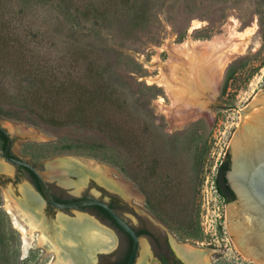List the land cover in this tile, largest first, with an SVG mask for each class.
<instances>
[{
    "label": "rangeland",
    "instance_id": "obj_1",
    "mask_svg": "<svg viewBox=\"0 0 264 264\" xmlns=\"http://www.w3.org/2000/svg\"><path fill=\"white\" fill-rule=\"evenodd\" d=\"M121 2L0 0V102L10 104L5 107H13L12 102L26 103L36 112L66 123L75 109L82 110L79 105L85 101L84 95L92 92L97 97L94 110L116 129L113 139L103 131V123L97 126L93 111L86 108L84 112L89 116L83 128L68 125V120L55 129L37 124L33 118L28 123L0 116L13 136L15 153L36 164L59 194L80 197L88 193L106 200L110 193L121 195L132 208L121 209L124 217L134 226L151 227L167 239L174 254V250L182 253V245H188L207 250L211 264H259L236 250L228 232L227 204L216 189L215 177L244 117L239 110L248 107L264 89V0H136L138 6L146 8V20L140 26H133L132 13ZM85 10L96 13L103 21L98 28L99 37L95 36L97 31L91 36L84 29L77 32L69 23V11L75 15ZM189 40H230L232 44L209 54L208 67L219 65L221 79L217 96L205 93L209 103L204 109L175 106L160 82L166 77L185 83L186 74L172 70H180L183 64L182 57L172 49ZM116 50L128 56H117ZM175 60L180 62L177 69ZM108 61H115L114 73L105 74V78L99 73ZM230 65H235L236 73L223 93ZM24 129L35 130L39 135H28ZM82 138L106 146L116 163L100 159L103 153H61L52 146H39ZM200 156L204 157L202 162ZM62 157L102 164L112 176L131 187L134 197L125 196L119 188H109L102 176L85 172L82 177L87 183L77 193L75 186L65 185L62 180L77 183L79 173L51 168ZM0 159L4 160L1 153ZM117 163L153 196L171 201L175 211L180 212L182 207L190 214L191 208L199 209L201 238L191 237L186 229L151 209L146 196ZM11 167L0 171V209L11 216V221L0 217V264H55L60 251L65 250L57 241L62 237L61 212L56 210L47 216L46 204L38 209L30 206L29 214L39 219L41 227L34 236L29 235L23 222L4 208L6 193L21 200L23 185H29L25 178L16 183L14 166ZM92 212L66 210L62 214L73 219L93 216L101 221ZM99 223L113 233L117 242L104 255L120 257L126 236L103 221ZM41 234L55 245V252L40 245ZM145 249H149V264H160L147 240L142 242L137 264H142ZM100 253L96 264H109L108 259H100Z\"/></svg>",
    "mask_w": 264,
    "mask_h": 264
},
{
    "label": "bare ground",
    "instance_id": "obj_2",
    "mask_svg": "<svg viewBox=\"0 0 264 264\" xmlns=\"http://www.w3.org/2000/svg\"><path fill=\"white\" fill-rule=\"evenodd\" d=\"M230 45H232L230 40L219 42L216 40L207 43H197L189 40L181 46L172 49V52L182 57L181 63L183 62V64L180 65V62L175 60L174 67L176 68L180 65V70L177 68V70L173 68L172 70L176 74L177 72L186 74L184 78L185 83L180 82L179 78L172 80L163 76L160 82L166 87L168 93L173 98L175 106L179 105L185 107L186 105H191L196 108L204 109L209 103V100H206L207 96L205 93L210 92L211 94L212 92L214 96H217L221 79V67L219 65L212 68L208 67L209 54H214L217 50L229 47ZM24 131L28 135H39L32 129H24ZM57 167L65 169L69 174L79 173L81 178L77 183L68 179L65 181L62 180L65 185L75 186L77 188V193L87 183V179L82 177L85 172L102 176L106 179L109 188L114 190H118L117 188H119L125 196L129 198L134 197L133 190L127 183L120 179H116L110 174L109 170L105 169L102 164L94 160L62 157L56 160L51 166L52 169H56ZM11 168L10 165L4 163V161L0 159V171H9ZM22 193L24 198L21 200H17L11 194L6 193L4 208L23 222L24 228L26 229L25 231H28L29 235L34 236L41 227V224L37 217L29 214V211H31L30 206L34 205L36 209L41 208L44 201L40 199L37 193L34 192L32 187L28 184L23 185ZM59 217L62 223L60 227L62 237L58 238L57 241L65 246V250L60 251V258L55 264H93L96 252L109 251L116 246L115 236L108 228L99 223L101 221L98 222L90 216L83 215L79 216L78 219H73L61 213ZM66 239H69L71 242ZM25 243H29L28 240H25ZM40 245L49 252H55L57 250L55 245L52 244L44 234L40 236ZM181 248L182 253L178 252L179 255L190 263L194 264V262L197 261L201 264H211L209 252L207 250L193 248L188 245H182ZM148 255L149 249H145L143 262L147 260Z\"/></svg>",
    "mask_w": 264,
    "mask_h": 264
},
{
    "label": "water",
    "instance_id": "obj_3",
    "mask_svg": "<svg viewBox=\"0 0 264 264\" xmlns=\"http://www.w3.org/2000/svg\"><path fill=\"white\" fill-rule=\"evenodd\" d=\"M239 111L244 117L224 157L225 159L229 153L231 165L226 177L236 195L234 201L226 202L228 232L239 253L259 264H264V89L248 107ZM4 122L0 119V132L7 138L4 155L10 162L6 159L2 161L10 166L11 163H15L29 169L39 183L41 194L37 195L44 202L55 206L61 213L66 210H84L92 206L103 208L132 239V251L126 264H137L142 242L147 239L139 236L133 226L105 200L86 198L72 202H58L48 187V180L35 165L28 159L10 155L11 151L15 153L14 139L3 126ZM175 251L181 260L192 264L181 257L177 250ZM98 252L94 255L93 264L98 260Z\"/></svg>",
    "mask_w": 264,
    "mask_h": 264
},
{
    "label": "trees",
    "instance_id": "obj_4",
    "mask_svg": "<svg viewBox=\"0 0 264 264\" xmlns=\"http://www.w3.org/2000/svg\"><path fill=\"white\" fill-rule=\"evenodd\" d=\"M121 1H122L121 3L125 4V6H127V8L130 9V12L132 13L133 26L142 25L146 20L145 6L144 5L138 6L136 0H121ZM72 13H73L72 11H69L68 20H69V23L73 25L74 29L77 32H80L84 29L85 33L91 36L92 34H94V32L97 31L98 33L95 36L99 37L100 31L98 28L103 25V21L99 20V16L96 13L90 12V10H87V11L85 10L82 13L79 12V14L77 12L75 13V15H73ZM89 22H90V25H89ZM112 50H115V48L111 49V51ZM115 53L117 56H124V57L128 56L123 52L121 53L119 50H116ZM103 65H104V68H102L100 73H99V70L97 69L99 74H103L102 77L104 76L106 78L105 74L112 75V73H114V69L112 67L113 65H115V61L113 63L108 61L106 64H103ZM235 73H236L235 65H230L226 72L225 83L222 89L223 93L226 92L228 83L233 78ZM34 84H35V81L33 79L32 86ZM84 96L86 97L85 101L82 100L80 102L81 105H79V107L82 110L81 111L77 109L74 110L75 114L72 117H69L67 119L69 122L68 125L76 126L77 128L86 127L84 124L86 123L87 116H89L86 114V112H84L86 108L88 110L93 111L94 117H95L94 121L97 124V126L103 123L105 126V130L103 131L106 134H109V135L111 134L112 138L114 139L113 133L116 130L115 125L110 124V122L106 119L105 116L99 115L101 116L99 117L98 112L96 113V111L94 110L95 108H97V106L96 105L92 106L94 104L95 99H97V97H93L92 92H89L87 93V95H84ZM79 99H81V96H79ZM103 100H106V98H104ZM14 103L15 102H12L13 107H5L4 105L9 104V103L0 102V116L6 117L12 120H16V121H25L28 123L34 119L36 120L35 122L37 124L46 125L47 127H51L55 129L61 128L62 126L67 124V120L65 121L66 123H63V120L57 117L48 116L46 115L47 113H44L42 111L36 112L35 111L36 109L30 107L26 103H22L18 105H15ZM34 112L36 114H34L33 116L32 114ZM97 117H99L100 119H97ZM29 118H33V119L30 120ZM0 137L2 139L1 140V150L4 151L7 145V138L1 132H0ZM39 146H52L53 149H55L56 151L59 150L61 153H68V152L77 153L81 150L92 152L91 154L97 155V156L102 155L103 153L104 155L100 156V159H105L112 163H116V160L114 159V157H112L109 151L106 150L107 148L106 146H103L101 144L100 145L95 144L89 138L88 139L82 138L81 140L76 139V140H72L69 142L61 141V142L43 143ZM203 158H204L203 156H200L199 161L202 162ZM230 165H231V159L228 153L224 161H222V163L220 164L218 171H217V175L215 177L216 189L219 195L226 202L234 201L236 198V195L231 189V187L229 186L228 180L226 177V174L228 170L230 169ZM117 167L125 174L127 178L133 180V182L138 186L139 190L146 196L147 205L151 209L155 210L161 216L164 215L166 217L164 218L165 220H169L171 223L173 222L177 224L180 229H183V228L186 229L187 230L186 232L191 237L195 239L201 238L202 231H201V223L199 220V217H200L199 209H195L194 207L191 208L190 214H186L184 211L185 209L182 207L180 208L181 210L180 212L175 211V206L171 203V201L170 202H166L165 200L162 201V199L156 196H153L151 193H149L146 190L144 185L142 186L136 181V177L128 175L126 173L125 168L122 165L117 163ZM200 167L201 166H199L198 168ZM29 172L31 173V171ZM31 174L33 175V173ZM80 199L81 198H72V199H66V200H61V201L72 202V201H76ZM110 206L116 211V206L113 203H110ZM192 206H194V204ZM90 208L97 209L101 214L104 215V217L111 220L120 229V227L114 222V220L110 217V215L103 208L99 206H92V207H89V209ZM0 217L7 218L8 221L9 220L11 221V216L1 209H0ZM120 230L124 232L122 229ZM124 233L126 234L127 238H129V247H128L127 253L119 259L117 264H126L130 256V253L132 251V245H133L132 239L126 232ZM137 234L139 236H142V235H147L148 233L146 231L137 230ZM160 257L162 258V261L164 264H183L181 261L175 259L173 257L172 252L170 251L168 252L164 251L163 253L160 254Z\"/></svg>",
    "mask_w": 264,
    "mask_h": 264
},
{
    "label": "flooded vegetation",
    "instance_id": "obj_5",
    "mask_svg": "<svg viewBox=\"0 0 264 264\" xmlns=\"http://www.w3.org/2000/svg\"><path fill=\"white\" fill-rule=\"evenodd\" d=\"M1 140L2 139L0 137V153L4 157V159H6L8 162H10L5 157L4 151L1 150ZM10 155L12 157L21 158V159H24L25 160V158H23L22 156L14 153L13 151L10 152ZM28 161L31 164L35 165L38 168V166L36 164L32 163L30 160H28ZM11 165L14 166V172H15L14 173L15 174V179L14 180H15L16 183L18 181H20L21 179L25 178L28 181L29 185L34 190V192H36L37 194L38 193L41 194V190H40V187H39V183H38L36 177L34 178V176L31 174L32 172L31 173L29 172L30 171L29 169H27L26 167H23L21 165L15 164V163H11ZM48 187H49V189L51 190L52 194L54 195L55 199L58 202H63L61 200L72 199V198H81V199L94 198L93 196H91L88 193H85V194H83L80 197L74 196V195L59 194L58 192H56V190L54 189V187L50 183V181H48ZM61 190L63 191L64 189H61ZM100 200L107 201L109 203V205H110V203H113L116 206V212L119 215H121L123 218H125V217H124L121 209H126L128 211H132V208H130L129 203H127V201L121 195H119V194L110 193L109 200H106L103 197H101ZM44 204H46L45 212L47 213V216H50L54 211L57 210V208L55 206H53L52 204H50V203L44 202ZM43 205H42V207H43ZM86 209H89V208H85L84 210H86ZM90 209H92V211H93L92 213L94 215H96L97 217H99V219L101 221L107 223L108 225H110V227H112V229H114L115 231L121 232V233H123L126 236V234L124 232H122L111 220H109L106 217H104V215L101 214L97 209H94V208H90ZM126 220L132 225V223L128 219H126ZM132 226L136 230V232H137V230H140V231H146L148 233L147 235H142V236L147 239V241L150 244L151 248L157 254V258H158L160 264H164L163 261H162V258L160 257V254L163 253L164 251H167V252L170 251V252H172L173 257L175 259L181 261L183 264H188V263L184 262L183 260H181L177 256L175 250H174L175 251V254H174V252H173L170 244L168 243L167 239H165L162 236H160L159 234H157L151 227H149L147 225H141V226H134V225H132ZM126 238H127V236H126ZM128 247H129V238H127V243H126L125 248L123 250V254L120 257L118 256L117 258L114 259L112 257H114L115 255H113V254L112 255H104L106 253H104V251H102L101 253L99 252L100 253V259L103 261V259L106 258V259H108V263L109 264H117L118 261H119V259L127 253ZM167 247H168V249H167ZM149 259H150V255H148L147 260L145 262H143L142 264H149Z\"/></svg>",
    "mask_w": 264,
    "mask_h": 264
}]
</instances>
